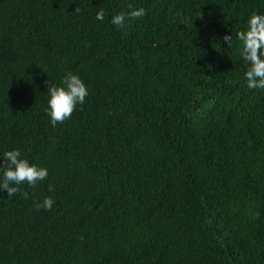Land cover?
Here are the masks:
<instances>
[{
    "label": "trees",
    "instance_id": "trees-1",
    "mask_svg": "<svg viewBox=\"0 0 264 264\" xmlns=\"http://www.w3.org/2000/svg\"><path fill=\"white\" fill-rule=\"evenodd\" d=\"M254 11L264 0H0V161L18 149L48 171L27 199L0 191V264H264V89L234 54ZM69 72L88 96L53 127L47 82Z\"/></svg>",
    "mask_w": 264,
    "mask_h": 264
},
{
    "label": "clouds",
    "instance_id": "clouds-1",
    "mask_svg": "<svg viewBox=\"0 0 264 264\" xmlns=\"http://www.w3.org/2000/svg\"><path fill=\"white\" fill-rule=\"evenodd\" d=\"M80 8L76 7L75 14H79ZM146 14L144 8L132 10L127 14L121 13L111 18V23L117 28L123 27L126 19L142 18ZM104 10L96 13L97 20H103ZM238 46L234 48V54L238 55L246 65L243 79L249 89H264V15L251 13L247 20L246 30L236 33ZM228 49H233L232 35L223 37ZM48 101L45 109L49 117L50 124L55 127L71 118L77 105H83L88 96V89L78 75L67 73L61 80V86H48ZM0 191L6 192L11 198L19 194L22 198H28V192L22 191V186L27 185L35 188L38 182L43 181L48 176L46 168L30 165L29 161L21 158L20 150L6 151L0 161ZM48 190L54 191V187L49 184ZM54 200L45 197L42 202L36 204V209L49 211L52 209Z\"/></svg>",
    "mask_w": 264,
    "mask_h": 264
}]
</instances>
